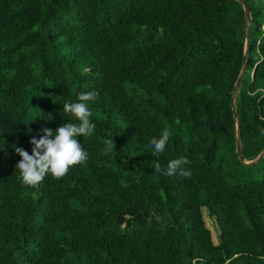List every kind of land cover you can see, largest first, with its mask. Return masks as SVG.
Returning a JSON list of instances; mask_svg holds the SVG:
<instances>
[{"label": "trees", "instance_id": "obj_1", "mask_svg": "<svg viewBox=\"0 0 264 264\" xmlns=\"http://www.w3.org/2000/svg\"><path fill=\"white\" fill-rule=\"evenodd\" d=\"M244 1L250 19L239 0H0V264H264V155L243 162L264 148V0ZM92 91L88 159L25 185L15 148L78 124L64 104ZM180 157L191 176L166 175Z\"/></svg>", "mask_w": 264, "mask_h": 264}, {"label": "clouds", "instance_id": "obj_2", "mask_svg": "<svg viewBox=\"0 0 264 264\" xmlns=\"http://www.w3.org/2000/svg\"><path fill=\"white\" fill-rule=\"evenodd\" d=\"M97 98L98 93L92 91L81 93L78 102L65 103L63 111L74 116L79 123L68 122L55 131L50 128L43 129V134L39 139L33 136L30 141L34 145L31 155L23 148H15L17 154L22 157L16 168L20 170L22 182L25 185L36 186L48 174L60 179L68 174L71 167L82 164L88 159L78 137H89L95 130L96 125L90 120L93 113L89 105ZM170 136L171 132L165 128L159 138L151 139L149 147L152 149L151 154L154 157H159L165 151ZM113 143V139L108 140L107 151L112 150ZM189 164L190 161L187 157L170 160L165 174L190 177L191 170L186 167ZM154 169L155 172L161 171L159 163L155 165Z\"/></svg>", "mask_w": 264, "mask_h": 264}, {"label": "water", "instance_id": "obj_3", "mask_svg": "<svg viewBox=\"0 0 264 264\" xmlns=\"http://www.w3.org/2000/svg\"><path fill=\"white\" fill-rule=\"evenodd\" d=\"M239 1L242 3V6H243V9H244L246 17L248 19H250L249 8H248L246 2L244 0H239ZM248 46H249V38L246 37L245 38V49H244L245 52L247 51ZM245 62H246V56L243 57V63H242V66H241V69H240V72H239V75H238L239 77H242V74H243V71H244ZM232 103H233V106H232L233 115H234L235 124H236L237 148L241 152V143H240V133H239V126H238V118H237L234 102H232ZM263 155H264V148L261 150V152L255 158L249 159V160H244L243 162L247 163V164L254 163V162L258 161Z\"/></svg>", "mask_w": 264, "mask_h": 264}, {"label": "rangeland", "instance_id": "obj_4", "mask_svg": "<svg viewBox=\"0 0 264 264\" xmlns=\"http://www.w3.org/2000/svg\"><path fill=\"white\" fill-rule=\"evenodd\" d=\"M236 95H237V89H236V91L233 94L234 100H235ZM203 215H204V219H205L206 225L211 230L213 240L215 242H217L218 241V232H219V229H218V226L216 224V221H215L214 217L213 216H210L208 214L206 208H203Z\"/></svg>", "mask_w": 264, "mask_h": 264}]
</instances>
